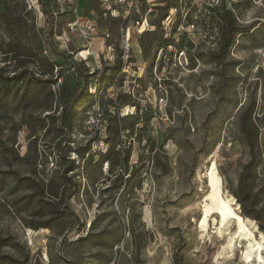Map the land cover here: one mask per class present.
<instances>
[{
    "label": "rangeland",
    "instance_id": "obj_1",
    "mask_svg": "<svg viewBox=\"0 0 264 264\" xmlns=\"http://www.w3.org/2000/svg\"><path fill=\"white\" fill-rule=\"evenodd\" d=\"M130 17L124 60L126 24L98 0H0V264H249L223 247L234 223L197 220L220 146L264 235V0Z\"/></svg>",
    "mask_w": 264,
    "mask_h": 264
},
{
    "label": "bare ground",
    "instance_id": "obj_2",
    "mask_svg": "<svg viewBox=\"0 0 264 264\" xmlns=\"http://www.w3.org/2000/svg\"><path fill=\"white\" fill-rule=\"evenodd\" d=\"M146 23L147 19L144 20L143 24L146 25ZM143 24L137 26L140 33H142L141 31L143 29L140 31V28ZM128 38L129 40L131 39L130 30L128 31ZM219 147L220 146H217L216 149L212 151L208 158V164L205 167L203 166L205 168L203 176L206 178L207 191L200 204V215L197 220L198 233H200L201 236L207 235L210 227V219L213 223L214 232L218 235L223 234L227 225L232 222L234 223L235 230L233 229L234 232L231 233L229 240L223 246L224 249L230 252L234 249L233 246L237 241L243 242L244 247L240 252L241 260L249 264H264L263 233L259 230L254 219L240 212V206L238 202L235 201L234 196L223 187L222 177L215 161V155ZM40 231L41 229L36 231L28 228L27 238L31 245L39 238ZM44 240L45 239H43V241Z\"/></svg>",
    "mask_w": 264,
    "mask_h": 264
},
{
    "label": "built area",
    "instance_id": "obj_3",
    "mask_svg": "<svg viewBox=\"0 0 264 264\" xmlns=\"http://www.w3.org/2000/svg\"><path fill=\"white\" fill-rule=\"evenodd\" d=\"M99 4L102 7L103 16H106L107 13L111 15V17L120 19L122 23L126 24L121 27V42L123 53L121 55L122 59L128 57L127 52L130 49L128 31L130 30V16L136 11L138 0H98ZM138 12V11H137ZM139 21H136L138 23ZM89 30V34L92 33V26L88 25L87 28ZM108 37V34H106ZM124 63V62H123Z\"/></svg>",
    "mask_w": 264,
    "mask_h": 264
},
{
    "label": "trees",
    "instance_id": "obj_4",
    "mask_svg": "<svg viewBox=\"0 0 264 264\" xmlns=\"http://www.w3.org/2000/svg\"><path fill=\"white\" fill-rule=\"evenodd\" d=\"M14 78H20V76H15Z\"/></svg>",
    "mask_w": 264,
    "mask_h": 264
}]
</instances>
